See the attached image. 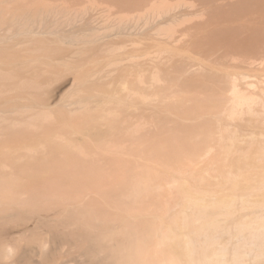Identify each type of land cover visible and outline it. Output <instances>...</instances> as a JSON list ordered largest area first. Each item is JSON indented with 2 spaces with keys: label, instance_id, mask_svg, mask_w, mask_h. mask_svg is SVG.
Returning <instances> with one entry per match:
<instances>
[{
  "label": "bare ground",
  "instance_id": "6f19581e",
  "mask_svg": "<svg viewBox=\"0 0 264 264\" xmlns=\"http://www.w3.org/2000/svg\"><path fill=\"white\" fill-rule=\"evenodd\" d=\"M0 264H264V0H0Z\"/></svg>",
  "mask_w": 264,
  "mask_h": 264
}]
</instances>
